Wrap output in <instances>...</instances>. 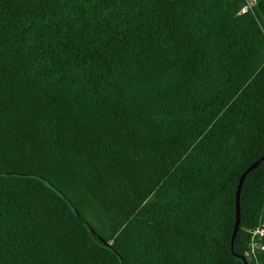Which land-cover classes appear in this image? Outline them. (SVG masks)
<instances>
[{"label": "trees", "instance_id": "1", "mask_svg": "<svg viewBox=\"0 0 264 264\" xmlns=\"http://www.w3.org/2000/svg\"><path fill=\"white\" fill-rule=\"evenodd\" d=\"M244 3L0 0V264H243L264 225L262 162L231 253L264 155Z\"/></svg>", "mask_w": 264, "mask_h": 264}, {"label": "built area", "instance_id": "2", "mask_svg": "<svg viewBox=\"0 0 264 264\" xmlns=\"http://www.w3.org/2000/svg\"><path fill=\"white\" fill-rule=\"evenodd\" d=\"M256 0H245L243 7L240 9V14H244L255 6ZM250 240L248 243V251L245 254L247 260L246 264H255L256 255L258 252L264 251L263 237H264V225H260L249 231Z\"/></svg>", "mask_w": 264, "mask_h": 264}, {"label": "water", "instance_id": "3", "mask_svg": "<svg viewBox=\"0 0 264 264\" xmlns=\"http://www.w3.org/2000/svg\"><path fill=\"white\" fill-rule=\"evenodd\" d=\"M262 162H264V155L259 158L256 162H254L251 166H249V168H247L245 170V172H243L238 180V185L236 188V194H235V222H234V227H233V231H232V235H231V239H230V251L231 253H233V242H234V238L235 235L239 229V223H240V217H239V195H240V190H241V186L242 183L244 181L245 176L250 173L254 168H256L259 164H261ZM236 258L240 259L242 261L243 264H246L245 258L243 256H237L234 255Z\"/></svg>", "mask_w": 264, "mask_h": 264}]
</instances>
